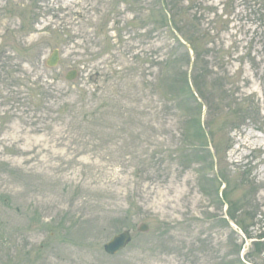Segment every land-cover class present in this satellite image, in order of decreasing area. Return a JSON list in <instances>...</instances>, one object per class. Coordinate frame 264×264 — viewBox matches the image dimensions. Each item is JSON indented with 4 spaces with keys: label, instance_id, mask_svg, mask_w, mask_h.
I'll return each mask as SVG.
<instances>
[{
    "label": "rangeland",
    "instance_id": "374dc122",
    "mask_svg": "<svg viewBox=\"0 0 264 264\" xmlns=\"http://www.w3.org/2000/svg\"><path fill=\"white\" fill-rule=\"evenodd\" d=\"M166 3L0 0V264H264V0Z\"/></svg>",
    "mask_w": 264,
    "mask_h": 264
},
{
    "label": "water",
    "instance_id": "95a60500",
    "mask_svg": "<svg viewBox=\"0 0 264 264\" xmlns=\"http://www.w3.org/2000/svg\"><path fill=\"white\" fill-rule=\"evenodd\" d=\"M60 61V51L55 49L47 60V64L50 67L56 66ZM77 75V71L74 69L67 75L68 79H73ZM148 229L147 224H142L140 227L141 231H146ZM131 241V234L129 230H126L118 235H116L111 241L105 244V250L110 254H115L122 248H124Z\"/></svg>",
    "mask_w": 264,
    "mask_h": 264
},
{
    "label": "trees",
    "instance_id": "16d2710c",
    "mask_svg": "<svg viewBox=\"0 0 264 264\" xmlns=\"http://www.w3.org/2000/svg\"><path fill=\"white\" fill-rule=\"evenodd\" d=\"M162 1L163 2L166 1L167 2L166 5H168V6L173 3V0H170V2H168L169 0H162ZM172 7L175 8V5H172L171 6L170 10H172V11L170 12V16L169 17H168V15L166 13L165 14H164V12L161 13L162 16H163V23H166L168 26H169V23L170 24L172 23V25H174V27L180 28L181 25H180V23L177 20L178 13H177V11H174V8H172ZM197 37L202 39L205 36L204 35H202V36L197 35ZM192 46H193L194 51L196 53L195 64L197 65V62H198V59H199V56H200V49H199V47H197L194 44ZM232 218L238 224L243 225V220L242 219L236 220L237 219V216H236L235 213H232ZM244 228H246V227H244ZM263 251H264V241H255L253 249L249 251V255H252V256L255 257V259H258V257H261V255L258 254V253L259 252H263Z\"/></svg>",
    "mask_w": 264,
    "mask_h": 264
}]
</instances>
